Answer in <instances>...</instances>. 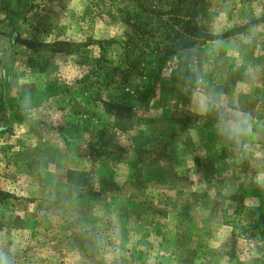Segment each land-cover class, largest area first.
Here are the masks:
<instances>
[{"label":"rangeland","instance_id":"374dc122","mask_svg":"<svg viewBox=\"0 0 264 264\" xmlns=\"http://www.w3.org/2000/svg\"><path fill=\"white\" fill-rule=\"evenodd\" d=\"M176 3L0 0L15 264H264V0H190L195 43L160 63ZM199 78L250 115L239 146L198 114Z\"/></svg>","mask_w":264,"mask_h":264},{"label":"clouds","instance_id":"9594fccd","mask_svg":"<svg viewBox=\"0 0 264 264\" xmlns=\"http://www.w3.org/2000/svg\"><path fill=\"white\" fill-rule=\"evenodd\" d=\"M245 42L250 43L251 41ZM196 84L198 88L193 99L198 114L208 116L209 113L216 112L219 117L221 134L239 146L242 138L251 134L250 115L229 107L222 93L212 95L206 92L203 78L197 79ZM0 264H15L12 249L8 246V238L3 232H0Z\"/></svg>","mask_w":264,"mask_h":264},{"label":"trees","instance_id":"16d2710c","mask_svg":"<svg viewBox=\"0 0 264 264\" xmlns=\"http://www.w3.org/2000/svg\"><path fill=\"white\" fill-rule=\"evenodd\" d=\"M189 2L190 0H177L176 7L173 10V12H176V15L172 16V18L170 19L171 21H173V24H171L170 27L168 28L169 32L165 31L163 33V35H165L164 36L165 38L162 41H159V42L157 41L156 60L160 63L165 62L166 59L175 55L180 50L187 48L193 45V43H195L196 36H194L193 33H190L189 29L187 28H189L191 25L193 26V24L196 25V22H195L196 20L195 19L193 20L191 18L192 15L190 17H187L186 14H184L185 5L186 3H189ZM139 5H141L145 9V11H147L151 15V17L156 18V19L161 18V15H162L161 12L154 10L151 6H147L143 3H139ZM176 21H177V24L180 25V27H178L175 30L176 31L175 32L174 25ZM159 27L160 25H153V28L156 30L157 33L159 29H156V28H159ZM171 30H173V35L170 33ZM194 31L196 33V28L194 29ZM153 79L155 80L156 78H153ZM149 88L150 86L147 87L146 90H141L139 92L137 103L142 104L143 99L146 97V93L148 92ZM104 105L111 109L121 108L120 105L113 104V103L104 102Z\"/></svg>","mask_w":264,"mask_h":264}]
</instances>
